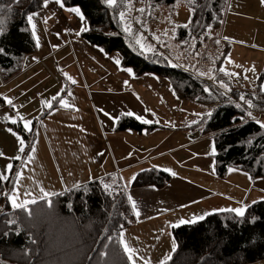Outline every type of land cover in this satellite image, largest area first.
I'll return each mask as SVG.
<instances>
[{"label":"rangeland","instance_id":"1","mask_svg":"<svg viewBox=\"0 0 264 264\" xmlns=\"http://www.w3.org/2000/svg\"><path fill=\"white\" fill-rule=\"evenodd\" d=\"M61 3L63 7L56 0H45L40 9L30 13L32 20L28 22L36 49L23 58L21 69L12 78L5 81L0 76V175L9 179L7 191L12 206V198L27 206L32 200L45 198V194L48 198L110 173L113 159L123 157L132 162L146 158L147 151L139 147L150 144V134L155 133L118 130L121 114L132 113L141 122L188 120L209 112L212 106L179 100L169 79L155 73L134 75L131 67L121 66L118 51L105 53L101 46L83 39L87 21L80 8ZM117 6L132 48L162 56L168 63L198 74L194 76L206 80L214 77L228 91H252L257 84L264 90L261 0H231L219 40L211 30L205 36L176 39L175 27L190 20V10L182 0L172 5L117 0ZM70 9H78L83 21ZM219 61L223 73L216 77ZM254 115L256 121L264 122V113ZM25 122H30V131L25 129ZM17 137L24 141L23 152ZM120 148L123 151L118 152ZM200 153L213 167L212 140L205 142ZM139 167L146 166L142 163ZM192 167V162H185L177 168L178 173L186 175ZM142 169L130 174L127 190L140 189L132 182ZM50 218L53 216L47 215L45 220ZM55 224L51 220L50 225ZM130 224L119 235L121 239L125 232L122 247L127 244L135 253ZM173 240L172 229L166 238L163 234L160 237L162 245L172 243L174 248ZM136 264H145V260Z\"/></svg>","mask_w":264,"mask_h":264},{"label":"trees","instance_id":"2","mask_svg":"<svg viewBox=\"0 0 264 264\" xmlns=\"http://www.w3.org/2000/svg\"><path fill=\"white\" fill-rule=\"evenodd\" d=\"M44 1L0 0V76L5 81L21 69L23 58L36 49L28 16L40 9ZM176 1L152 0V3L172 5ZM182 1L190 10V20L175 27L176 39L205 36L208 30L217 31L221 27L228 0ZM62 2L80 8L87 21V28L81 33L83 39L101 46L105 53L118 51L121 66L131 67L134 75L155 73L169 79L179 100L213 105L197 123L203 133L212 134L218 176L234 167L252 178L264 177V128L248 116L250 110L264 111V90L260 84L252 91L233 88L226 94L212 82L168 63L162 56L132 48L121 25L117 0L114 5L108 0ZM218 64L216 77L222 75L220 61ZM246 101H251L253 107L249 108ZM157 126L124 113L116 124L118 130L138 132ZM170 179L168 171L150 167L140 170L132 185L162 188ZM9 185V179L0 180V264H130L119 232L133 221V210L116 175L107 174L40 199L25 206L28 211L10 204ZM47 215L53 219L46 221ZM51 220L57 224L50 225ZM172 235L176 245L163 264H248L261 260L264 199L246 206L243 216L228 211L213 212L174 226ZM53 247L58 248L51 250Z\"/></svg>","mask_w":264,"mask_h":264},{"label":"crops","instance_id":"3","mask_svg":"<svg viewBox=\"0 0 264 264\" xmlns=\"http://www.w3.org/2000/svg\"><path fill=\"white\" fill-rule=\"evenodd\" d=\"M230 2L231 0H228L227 10L230 7ZM223 25L224 22L217 31H211L218 40ZM194 74L198 75L195 72ZM208 81L226 94L229 92L219 86L214 77ZM210 107L212 108L213 105ZM250 113L251 116H248L256 121L254 114H261L264 111L250 110ZM204 114L206 113L188 120L166 118L165 121L160 119L149 121L155 122L158 126L147 132L155 133L150 134L153 135L150 139L151 143L139 147L147 151L146 158L131 162L119 157V159H113V166L108 170L110 173L107 174H114L119 178L127 192V197L131 196L132 200L136 202L133 221L128 231L131 240L137 247L134 253L137 262L145 260L148 264H163L169 259L175 248V240H173V248L172 243L162 245L160 237L163 234L166 238L174 226L183 224L181 221H185L184 223L193 222L210 213L222 212L224 209H245L250 203L264 199V177L252 178L244 170L234 167L229 168L224 175L218 176L215 172L214 159L212 167L211 163L202 157L200 152L205 142L213 141L212 134L203 133L202 126L197 123ZM121 151H123L122 148L118 152ZM213 155L214 153L212 157ZM185 162H192L193 167L186 175H180L177 168L182 167ZM142 163L145 164V169L156 167L172 172L170 181L162 188L148 185L140 186L138 190H127L131 181L130 174L142 169L143 167H139ZM105 175L96 179H101ZM130 204L132 207L131 202ZM136 212H139V216L136 215ZM124 233L123 231L121 239L119 235L120 242L125 240ZM248 264H264V258Z\"/></svg>","mask_w":264,"mask_h":264},{"label":"snow or ice","instance_id":"4","mask_svg":"<svg viewBox=\"0 0 264 264\" xmlns=\"http://www.w3.org/2000/svg\"><path fill=\"white\" fill-rule=\"evenodd\" d=\"M56 2H57V3H60V6L63 7V4L61 3V0H56ZM115 2H116V0H108V3H109L110 5H114ZM261 2L264 3V0H261ZM45 6H46V5H45ZM70 11H74L78 16H80L81 20L83 21L84 18H83V16L80 14V12H79L78 9H70ZM140 11H143V9H141ZM121 17H123V13L121 14ZM28 19H29V21L31 22L32 17L29 16ZM33 27H35V26L33 25ZM83 30H84V29H82V31H83ZM117 63H118V61H117ZM222 71H223V69H222ZM231 75H235V74H231ZM69 79H71V78L69 77ZM72 82L75 83L74 80H73ZM222 86H223V85H222ZM241 100H244V97H243V96H241ZM7 103H8L9 105H11V104H12V101L9 99V100H7ZM246 103H247V105H248L249 108L253 107V104H252L251 101H246ZM64 106L66 107L67 105H64ZM47 107L51 108L52 105H51L50 103H48V104H47ZM127 115L131 116V115H133V114H132V113H127ZM209 115H210V114H209ZM248 115L251 116V113H248ZM138 118H139V117H138ZM142 122H143V123H149V121H147V120H143ZM12 123H16V121H15V120H12ZM257 123L260 124V127H261V128H264V122L257 121ZM29 124H30V122H25L24 127H25V129H27V130L30 131L31 129H30V127H29ZM17 139L19 140V143H20V145H21L20 151L23 152V151H24V148H23L24 141L21 140L19 137H17ZM16 159H19V157H16ZM7 168H8V170H11L12 165L9 164V165L7 166ZM230 171H231V170H230ZM2 179H6V177L3 176V175H0V180H2ZM105 187L107 188L108 186L105 185ZM46 196H47V194H45V198H46ZM128 199H129V201L132 203L133 211H135V210H136V202H135L134 200H132V197H131V196H129ZM30 202H31V203H36L35 200H32V201H30ZM12 203H13V207H14V208H21V209H24L25 211H28V209L25 207V204H17L16 201H15V198H12ZM25 203H28V202H25ZM48 204H49V207H51V202H50V201L48 202ZM222 211L235 212V214H236L237 216H243V215H244V209H224V210H222ZM29 215H31L30 212H29ZM136 215L139 216V212H136ZM13 222H14V221H13ZM184 222H185V221H181V223H184ZM124 252L127 254V259H128V261L130 262V264H136V259L134 258V251H133V250H132L127 244H124ZM145 264H147V262H145Z\"/></svg>","mask_w":264,"mask_h":264}]
</instances>
